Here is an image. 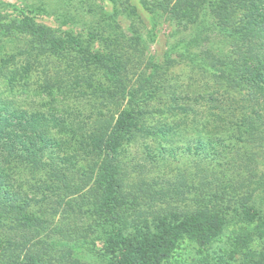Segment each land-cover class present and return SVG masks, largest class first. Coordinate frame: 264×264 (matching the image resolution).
<instances>
[{"label":"trees","instance_id":"obj_1","mask_svg":"<svg viewBox=\"0 0 264 264\" xmlns=\"http://www.w3.org/2000/svg\"><path fill=\"white\" fill-rule=\"evenodd\" d=\"M106 2L84 39L0 0V81L13 86L36 73L49 96L76 98L61 110L28 111L0 96V264H85L66 245L91 234L102 239L104 264H161L180 235L203 244L233 219L264 216L255 206L264 202L255 149L264 148V0H140L147 30L131 0ZM162 17L180 37L156 62L145 46ZM180 62L187 82L178 86L165 75ZM206 78L204 86L215 89L203 97L206 87L198 84ZM230 91H243L260 111L224 118L218 96ZM189 93L211 104L193 123L197 135L186 145L192 159L154 178L148 163L172 150L163 143L174 142L192 113L181 103ZM89 98L98 112L85 120L78 105ZM106 106L117 110L104 113ZM222 126L230 143L219 136ZM146 137L159 157L124 155Z\"/></svg>","mask_w":264,"mask_h":264},{"label":"rangeland","instance_id":"obj_2","mask_svg":"<svg viewBox=\"0 0 264 264\" xmlns=\"http://www.w3.org/2000/svg\"><path fill=\"white\" fill-rule=\"evenodd\" d=\"M2 1L15 5L16 8L31 15L38 22L53 27L58 33L69 30L73 33H80L84 39L89 37V31H91L93 27L96 25L98 26L102 18L100 10L102 8L105 10L109 9L106 0ZM131 3L135 5L138 14L143 18L146 24L145 30L150 29L152 26L151 22L147 13L141 7L140 0H131ZM7 11L13 13V15L18 13L17 10L13 11L12 7H8ZM118 20L124 28H127V19L120 17ZM176 27V25L166 18H159L156 22V30L154 31L155 36L152 39L148 38L146 42L145 57H153L156 62H162L165 50L180 37V34L175 32L177 30ZM189 32L191 33V29L183 31V34L186 35ZM171 55L175 58L178 57L176 51ZM186 71L187 65L185 62L176 63L169 68L165 77L168 78V82L181 86L187 82V78L185 79ZM207 79L208 78L200 82L201 84H198L200 89L207 83ZM213 89H215V87H211V84H209L204 90H200L199 95L207 97L208 93ZM219 91L222 93L223 88L219 89ZM242 95L243 91L241 93L230 91L229 94L224 92L218 96L219 100L222 99L223 106L226 109L224 114H222L224 118L228 112L242 115V113H251L255 109L260 111L261 108L255 101L247 100L246 97L244 98ZM0 96L11 100L14 106L28 111H49L56 108L61 110L63 102H66L68 99L71 103L75 98L74 95L70 98L67 97V99L62 98V95H58L55 98L49 96L47 92L41 88L40 80L36 73L24 78V80L16 81L13 86L9 85L6 80H1ZM183 97H185V95H183ZM200 97L196 98L192 93H189L187 98L181 100V103L190 105V111H192V113L189 115L186 123L183 124L179 122V127L176 129L179 133L178 136L176 134L174 137V142L169 143V141H167L163 143L166 147L167 145L172 146V150L170 152L166 151V153L163 154L164 157L153 161V164L148 163V165L151 166L148 168L152 171V177L165 178L166 175H173L177 168L183 170L189 166L192 158L187 155L186 145L188 142L190 143V139L197 135V131L194 130L196 125L193 123L196 121V115L197 118L203 119V116L206 114V110H203L206 109L204 107L211 105L209 102L207 103L204 98L200 99ZM166 99L167 96H165V94L159 96L157 100L152 103V110L155 112L159 108H162V104ZM80 101L83 104L81 106L78 105V107L83 112V118L85 120H88L92 114L98 112V110L93 107L96 105L94 99L89 98V100L82 99ZM194 109L196 112H194ZM116 110L117 108L115 106H106L102 109V111H105L104 113H108V111L115 112ZM73 112L77 115L76 111ZM199 122L198 124L201 125V121ZM259 123V128L264 133V111ZM208 127L211 126H207L206 132L208 131ZM222 127H224L225 130H220L219 136H223L225 143H230V138L228 136L229 131H227L228 129H226L225 126ZM202 132L204 131L202 130ZM158 148L159 146H157L152 138L146 137L145 140H138L128 145L124 151V155L126 154L127 158L131 157L132 159V157H136L139 159L146 155V152H149L151 155L159 157L160 153L158 154L157 152ZM255 149L260 153L259 156L261 155L259 158V168L261 171H264V148L255 147ZM262 203L263 207L260 204V206H255L262 210V208L264 209V202ZM77 223L81 225L80 222L77 221ZM102 246V239L95 234H91L89 238L83 240L76 242L71 241L66 245V247L73 251L72 253L74 255L72 254V256L79 260V262L85 264L105 263V261L102 260V255H99ZM162 253L161 255H164V257L162 258L161 264H264V216H260V218L256 216L250 219H233L223 227L219 235L203 244H199L186 235H180L173 241V246Z\"/></svg>","mask_w":264,"mask_h":264}]
</instances>
